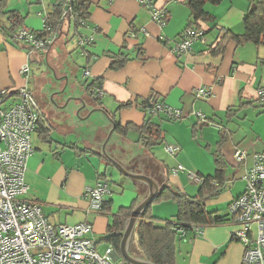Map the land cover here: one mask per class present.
Masks as SVG:
<instances>
[{
    "label": "crops",
    "instance_id": "1",
    "mask_svg": "<svg viewBox=\"0 0 264 264\" xmlns=\"http://www.w3.org/2000/svg\"><path fill=\"white\" fill-rule=\"evenodd\" d=\"M89 1L86 23L75 29L65 19L53 43L41 51H30L9 39L5 32L11 23L7 15L0 14V89L25 84L44 112L32 136L34 151L26 163L24 178L29 188L24 198L38 202L52 224L90 223L97 247L104 250L109 244L104 237L112 217L119 209L138 203L148 192L146 184L122 175L101 153L112 127L109 113L119 103L131 102L130 107L116 113L114 122L140 126L145 114L136 103L155 94L167 105L180 108L183 117L171 121L162 114L153 116L163 141L151 149L137 141L138 134L132 129L125 136L114 130L105 145L106 153L127 171L151 177L160 190L166 186L187 196H196L201 185L195 190L192 184L197 183L185 172L172 173L171 169L180 164L201 177L213 175L218 156L222 173L212 184L219 186V193L205 194L201 204L224 220L200 225L201 232L187 234L183 243L176 238L174 264H241L244 247L231 236L237 225L228 207L244 191V175L253 164L252 153L264 149V105L257 100V91L264 85V42L237 44L228 37L222 41L220 52L214 50L224 33H244V16L256 0L206 1L204 10L213 19L198 21L204 41L192 42L190 50L178 57L170 48L189 22L190 11L183 0H155L157 7L167 5L169 9L163 27L137 0ZM53 3L15 0L8 2L4 11H17L24 17V27L41 31ZM141 27L148 36H128L129 30ZM81 39L88 40L80 45ZM119 52L127 54L128 60L121 68L112 69L110 62ZM24 65L28 66L26 78L21 73ZM84 68L89 70L85 77L79 75ZM96 78L101 79L99 100L106 113L100 111L84 87L85 81ZM201 86L211 90L209 98L194 96V89ZM197 112L220 129L200 122ZM45 134L47 138H43ZM166 143L179 147L175 156L166 153ZM239 148L247 150L248 156L237 163L233 153ZM114 169L118 176L111 182L107 177L114 174ZM99 176L108 182L111 193L102 211L96 212L91 210L85 192ZM177 212V202L170 198L150 206L158 224L175 221Z\"/></svg>",
    "mask_w": 264,
    "mask_h": 264
},
{
    "label": "built area",
    "instance_id": "2",
    "mask_svg": "<svg viewBox=\"0 0 264 264\" xmlns=\"http://www.w3.org/2000/svg\"><path fill=\"white\" fill-rule=\"evenodd\" d=\"M137 1L150 11L152 20L160 27L166 24L169 13L167 5L157 7L155 0ZM256 1L264 3V0ZM68 10L69 6L64 4L61 17L66 16ZM85 23L82 21V25ZM137 34L149 35L142 27L128 32L129 37ZM55 37V32L42 34L41 31L24 26L10 33L14 43L26 46L30 51L46 49ZM86 40L81 39L80 45ZM196 40L204 41L203 29L187 26L178 34L170 51L178 57L187 53L191 43ZM27 72L28 66L24 65L21 73L25 78ZM88 74L87 68L82 69L83 77ZM92 91L98 96L102 95L99 87ZM193 94L196 98L207 99L211 90L201 86L194 89ZM257 95L258 102L264 105V85L258 89ZM10 99L13 101L7 104ZM143 112L162 114L171 121L183 117L180 108L167 105L159 99L149 100ZM196 116L200 122L220 129V126L208 123L200 112ZM43 117V109L25 84L15 89H0V264H123L121 258H116L111 244L102 251L98 250L90 223L52 224L42 213L38 202L24 198L29 188L24 178L26 163L34 151L32 136ZM164 149L171 156L179 151V147L171 143H166ZM247 156L248 151L245 149L239 148L233 153L237 163L244 161ZM252 159L253 164L244 175V191L230 202L228 212L237 225L231 236L244 247L241 264H264V149L252 153ZM171 171L177 173L185 169L179 164ZM187 177L199 185L204 180V177L192 172H187ZM110 193L108 182L99 178L85 192L91 210L102 211L105 198ZM191 231L197 235L201 232V226L192 225ZM177 232L180 239L186 240L185 230L180 228Z\"/></svg>",
    "mask_w": 264,
    "mask_h": 264
},
{
    "label": "trees",
    "instance_id": "3",
    "mask_svg": "<svg viewBox=\"0 0 264 264\" xmlns=\"http://www.w3.org/2000/svg\"><path fill=\"white\" fill-rule=\"evenodd\" d=\"M5 1L6 0H2V4L0 5V14L7 15V19L11 23L9 31L5 32L6 36L10 39V33L17 27L23 26L22 22L24 17L15 10L4 11ZM183 1L190 11V18L187 26L198 27V21H212L213 17L204 10V4L206 1L215 3L218 2V0ZM64 4L69 6V10L66 16L61 17L62 6ZM252 4L255 5L254 8H251ZM252 4L243 19L244 33L242 35H236L230 32L224 33L214 52L218 53L221 51L223 48L221 43L228 37H231L237 44L246 41L254 42L255 44L264 42V3L255 1ZM89 8V0H54L51 11L45 17L46 27L41 30V33H56L65 19L71 21L75 29L79 28L82 26V21H86L88 19ZM127 60V54L124 52H119L118 54L114 55L112 61L110 62V68L119 69L125 64ZM100 84L101 79L96 78L90 82L85 81L84 87L93 100L97 101L98 105L102 107L99 96L92 91L93 88L100 87ZM151 99L156 101L158 99L157 95L150 94L147 98L139 99L136 103V106L140 110L144 111L146 105ZM131 105V102L119 103L115 111L109 113V116L114 121V117L119 110L130 107ZM159 115L160 114L152 115L146 113L145 119L140 126L133 124H126L125 126H122L115 122L114 130L119 135L125 136L127 131L132 129L138 134L137 141L143 147L151 149L163 141L159 124L152 121L153 116L159 117ZM43 138H47V134H45ZM215 164L216 167L214 174L203 176V183L201 184L199 192L196 196H187L179 191L175 192L166 186H164L159 191V194L153 200V202L159 199L168 198L175 200L178 205L176 219L175 221H164L163 224L156 223L154 217L150 214L151 205H149L143 211L142 218L137 221L133 230V235L129 241L128 252L131 256L156 264H174L175 241L176 238H179L177 232L178 229L181 228L185 230L187 234H194L191 231L192 225H208L223 222L224 218L222 216L217 215L215 212L206 210L201 204V200L205 194L209 196H215L219 193V186H213L212 184L213 180L220 177V174L222 173V167L218 156L216 157ZM101 176H99V178L103 177ZM136 204L137 201L132 203L127 208L119 209L118 214L113 216L111 222L107 225L104 240L111 244L114 250H119L125 223L130 212ZM123 264L128 263L123 260Z\"/></svg>",
    "mask_w": 264,
    "mask_h": 264
},
{
    "label": "water",
    "instance_id": "4",
    "mask_svg": "<svg viewBox=\"0 0 264 264\" xmlns=\"http://www.w3.org/2000/svg\"><path fill=\"white\" fill-rule=\"evenodd\" d=\"M254 6L255 5L252 4L251 8H254ZM64 77L66 78L65 75H64ZM50 99H51V97H50ZM51 101H52V99H51ZM83 105L84 104L82 102V106ZM59 107H61V106H59ZM100 111L101 112L104 111L105 113L107 112V110L104 109V107H101ZM76 114H77V111H76ZM110 122L112 123V127L109 130L106 138L104 139V141H103V143L101 145L102 155L106 159H108V161H110L120 171V173H122V175H124V176H126V177H128L130 179H133V180L139 181L141 183H144L148 187V192H147L146 196L143 199H141L134 206V208L132 209V211L130 212V214H129L128 218H127V221H126L125 226H124V230L122 232L121 241H120V245H119V250L118 251L115 250V255H116V258H121V259L125 260L128 264H156V263H153V262H150V261H147V260H143V259L131 256L129 254V252H128V245H129V241H130V239H131V237L133 235V230H134V227H135L137 221L142 218L143 211L149 205H151L153 200L159 194L160 186L157 185V183L151 177H149V176H147V175H145L143 173H134V172L127 171L126 169H124L119 163H117L114 159H112L106 153L105 145L108 142V140H109V138H110V136L113 133L114 128H115V122L113 120H111V119H110ZM164 181L162 183H164Z\"/></svg>",
    "mask_w": 264,
    "mask_h": 264
},
{
    "label": "rangeland",
    "instance_id": "5",
    "mask_svg": "<svg viewBox=\"0 0 264 264\" xmlns=\"http://www.w3.org/2000/svg\"><path fill=\"white\" fill-rule=\"evenodd\" d=\"M47 1V0H46ZM236 3H237V1H239V0H234ZM8 2H15V0H6L5 1V7L4 8H6V6H7V4H8ZM17 2V1H16ZM240 2V1H239ZM2 4V0H0V5ZM19 4V3H18ZM207 5H209V4H207ZM25 6L27 7L28 5H27V3H25ZM1 18V17H0ZM30 64L31 65H33L34 67H35V63H31L30 62ZM81 74H82V72L80 71V76H81ZM55 80V79H54ZM46 85H50V83H49V81H47L46 82ZM118 136V135H117ZM114 137H116V134H115V136ZM112 141V140H111ZM126 145H127V143H126ZM132 145V144H131ZM134 145V144H133ZM134 149H135V147H134ZM101 153H102V151H101ZM108 160V159H107ZM184 169H185V175H187V172H192V170H190L188 167H184ZM192 173H194V172H192ZM118 176V170L117 169H114V174H108V180H111V182H116L115 181V178ZM192 185H195L194 187H195V190H198V184H192ZM197 185V186H196ZM158 223V222H157ZM164 223V221L163 222H160V224H163ZM184 241L181 239V243H183ZM178 243V242H177ZM101 248H98V250H100Z\"/></svg>",
    "mask_w": 264,
    "mask_h": 264
}]
</instances>
